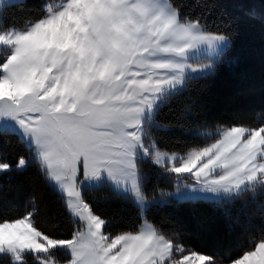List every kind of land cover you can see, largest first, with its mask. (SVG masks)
Wrapping results in <instances>:
<instances>
[{"label": "snow or ice", "instance_id": "6c2138e0", "mask_svg": "<svg viewBox=\"0 0 264 264\" xmlns=\"http://www.w3.org/2000/svg\"><path fill=\"white\" fill-rule=\"evenodd\" d=\"M232 4L210 21L216 0H195V17L177 0H0V141L13 136L28 153L0 156V175L34 165L71 222L67 234L58 223L45 228L29 197L23 215H0V261L264 264V227L239 254L220 257L149 217L156 208L207 205L229 227L242 217L264 221V124L210 123L195 100L176 124L157 121L193 80L232 66L227 29L264 26V0ZM174 130L171 145L154 134ZM143 164L173 190L150 189ZM104 187L137 208L125 230L113 232L117 221L87 196ZM8 191L0 184V196Z\"/></svg>", "mask_w": 264, "mask_h": 264}, {"label": "trees", "instance_id": "16d2710c", "mask_svg": "<svg viewBox=\"0 0 264 264\" xmlns=\"http://www.w3.org/2000/svg\"><path fill=\"white\" fill-rule=\"evenodd\" d=\"M183 5V12L192 17L201 13L194 7L195 0H177ZM218 5L209 20H215L221 9L232 11V0H216ZM16 16L23 13L15 12ZM259 11V9H257ZM226 31L232 33V48L229 57L234 61L232 66L218 70L215 77L193 80L189 90L175 99L170 106L165 107L158 115L161 124H176L180 121L184 106L195 100V111L200 119L208 122H235L250 127L264 124V26L258 21L233 24ZM164 143L172 144L178 130L154 133ZM19 155L28 156L23 144L13 136L0 141V156L9 161H15ZM150 178L148 187L151 189L157 183L160 187L172 190V186L157 177L156 169L143 164ZM0 184L11 189L0 196V215L14 218L23 215L29 197L34 198L38 209L37 219L45 228L53 223L67 234L71 230V222L64 212L61 197L45 181L33 165L23 175L15 172L0 175ZM246 193L245 200L250 198ZM87 196L105 216L114 218L112 231L125 230L137 220V208L130 198L117 195L108 187L92 190ZM235 207H239V202ZM150 219L158 224L165 233L180 232L184 242L198 251L216 254L220 257L237 255L249 246L250 238L257 234L264 221L259 215L249 222L241 218L238 225L229 227L218 213L210 206L201 205L196 208L183 206L180 208L163 207L153 209ZM203 221V226L198 224ZM0 264H7L0 261Z\"/></svg>", "mask_w": 264, "mask_h": 264}, {"label": "rangeland", "instance_id": "374dc122", "mask_svg": "<svg viewBox=\"0 0 264 264\" xmlns=\"http://www.w3.org/2000/svg\"><path fill=\"white\" fill-rule=\"evenodd\" d=\"M172 190H173V188H172ZM171 191V190H170ZM131 199V198H130Z\"/></svg>", "mask_w": 264, "mask_h": 264}]
</instances>
